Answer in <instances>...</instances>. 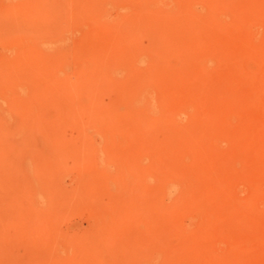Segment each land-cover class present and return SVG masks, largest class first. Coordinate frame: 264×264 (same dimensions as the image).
Returning a JSON list of instances; mask_svg holds the SVG:
<instances>
[{"label":"rangeland","instance_id":"rangeland-1","mask_svg":"<svg viewBox=\"0 0 264 264\" xmlns=\"http://www.w3.org/2000/svg\"><path fill=\"white\" fill-rule=\"evenodd\" d=\"M263 51L264 0H0V264H264Z\"/></svg>","mask_w":264,"mask_h":264},{"label":"bare ground","instance_id":"bare-ground-1","mask_svg":"<svg viewBox=\"0 0 264 264\" xmlns=\"http://www.w3.org/2000/svg\"><path fill=\"white\" fill-rule=\"evenodd\" d=\"M259 8H261V7H259ZM257 10V9H256ZM259 13V12H258ZM254 14H255V12H254ZM212 16H214V15H211V18L213 19V17ZM211 19V20H212ZM255 20V19H254ZM216 22H217V20H215ZM220 21H222V20H220ZM207 23H208V21H206ZM218 23V22H217ZM223 23H225V22H223ZM219 25V24H218ZM225 25V24H224ZM209 26V25H208ZM221 26V25H220ZM262 28V27H261ZM185 29V28H184ZM207 29V28H206ZM244 41V40H243ZM242 41V42H243ZM190 42V41H189ZM261 42V41H260ZM262 43V42H261ZM243 44V43H242ZM247 45V44H246ZM249 46H251V49H252V44L250 45L249 44ZM240 46L238 45V48H239ZM254 47H256V46H254ZM258 47V46H257ZM257 47H256V49H257ZM237 48V49H238ZM245 48L246 47H244L243 49L245 50ZM248 48H250V47H248ZM247 48V49H248ZM235 50V49H234ZM243 50H241V52H242ZM185 52V51H184ZM240 52V50H239V53H241ZM264 52V51H263ZM238 53V52H237ZM236 53V54H237ZM250 53H252V52H249V55H250ZM261 53V52H260ZM185 54V53H184ZM253 54H255V53H253ZM223 55V54H222ZM229 55V54H228ZM244 55V54H243ZM247 56H246V60H247V62L245 63L246 64V67L244 66V69H246L244 72H245V74H246V76H248V74L250 75L251 73V71H253L252 69H253V66L255 65H253V63H252V61L253 60H256L255 59V57H254V55H252V56H248V54H246ZM264 55V54H263ZM192 56V55H191ZM221 56V55H220ZM219 56V57H220ZM224 56V55H223ZM240 56H242V55H240ZM256 56V55H255ZM259 56V55H258ZM232 57H233V55H232ZM236 57V56H235ZM253 57H254V59H253ZM260 57V56H259ZM221 58V57H220ZM231 58V57H230ZM234 58V57H233ZM219 59V58H218ZM224 59H226V58H224ZM232 59V58H231ZM230 59V60H231ZM244 59H245V57H244ZM244 59H242L243 61H245ZM258 59V58H257ZM261 59H262V57H261ZM241 60V59H240ZM239 60V61H240ZM260 60V59H259ZM238 61V60H237ZM262 61V60H261ZM255 63V62H254ZM258 63V65L260 66V64H262V63H259V62H257ZM233 65H234V63H233ZM262 66V65H261ZM243 69V68H242ZM252 76V75H251ZM251 76L249 77V78H251ZM259 80V79H258ZM247 81V80H246ZM245 81V82H246ZM259 82V81H258ZM244 84V83H243ZM245 85V84H244ZM257 90V89H256ZM208 97V96H207ZM254 97V96H253ZM257 97V96H256ZM189 98V97H188ZM251 98V97H250ZM199 99V98H198ZM198 99H196V97H191L189 100H188V102H186V103H188V108H189V110L190 111H193L194 109H195V107H196V105L198 104V102H197V100ZM206 99V98H205ZM252 99V98H251ZM261 99V98H260ZM255 101H256V99H255ZM260 102V101H259ZM257 103V102H256ZM230 107V106H229ZM257 110V109H256ZM264 112V111H263ZM238 113V112H237ZM235 115V114H234ZM264 115V114H263ZM260 117V116H259ZM193 121H195V120H193ZM193 121H191V123H193ZM190 123V124H191ZM260 124V123H259ZM193 125V124H192ZM192 125H190L191 127H193ZM189 129V128H188ZM177 130H179V129H174L173 128V130H171V135H173L174 137H178L179 138V140L177 141V140H175V138H174V140H173V142L175 143V145H176V148L178 147L180 150H182V155H180L181 156V158L183 159V160H185V161H188V160H191V156H192V153H195L197 150V147H196V145L194 146V144L196 143L195 141H193V139H191L190 141H189V138H187L186 136H188V134H187V132L186 131H184L183 133L181 132V133H179ZM181 131H182V129H180ZM255 131V130H254ZM192 132V131H191ZM195 132V131H194ZM189 133V135H190V132H188ZM256 133V132H255ZM247 134V133H246ZM196 135V134H195ZM194 135V136H195ZM193 136V135H192ZM198 136V135H197ZM196 136V137H197ZM249 137V136H248ZM170 138H171V136H170ZM244 138V137H243ZM172 139V138H171ZM200 141V140H199ZM207 141H208V139H207ZM192 142H195V143H192ZM246 145V144H245ZM245 147V146H244ZM174 148V147H173ZM244 149V148H243ZM196 150V151H195ZM241 157H242V155H240ZM240 157V158H241ZM240 158H239V160H240ZM195 164V163H194ZM197 165V164H196ZM193 166H195V165H193ZM198 166V165H197ZM198 170H200V168H199V166H198V168L195 166L194 168H192L191 169V171L187 174V175H185V177H183V178H174V179H172V180H167V188H166V194H167V198L168 199H173L175 196H179L181 193H182V195L184 194L183 193V191H184V187H185V185H186V181L188 180V183H190L191 182V184H192V182L194 181V178L196 177V174H198ZM202 170V169H201ZM203 171V170H202ZM202 171H200L199 173H201ZM203 173H204V171H203ZM197 178V177H196ZM255 180V179H254ZM190 181V182H189ZM257 182V181H256ZM260 182H262V179L260 180ZM258 183V182H257ZM261 184V183H260ZM250 185V184H249ZM251 187V186H250ZM255 187H257V185L255 186ZM260 187V186H259ZM252 188V187H251ZM261 188V187H260ZM253 189V188H252ZM256 190H258V188H255ZM255 189H253V190H255ZM183 190V191H182ZM182 191V192H181ZM261 191H262V189H261ZM257 192V191H256ZM252 193V192H251ZM256 194V193H255ZM258 194V193H257ZM206 196V195H205ZM205 200H207V199H205ZM246 200V199H245ZM249 201V200H248ZM247 200H246V202H248ZM206 202V201H205ZM203 203V202H202ZM196 204H198V203H196ZM206 204V203H205ZM244 204H246L245 203V201H244ZM249 204V203H248ZM255 204V203H254ZM253 204V205H254ZM204 205V204H203ZM202 205V206H203ZM251 205V204H250ZM196 206H198V205H195L194 207L196 208ZM204 207V206H203ZM202 207V208H203ZM206 207V206H205ZM208 207V206H207ZM197 208H199L200 209V207H197ZM199 209H198V211H199ZM213 209V208H212ZM211 209V210H212ZM204 210V209H203ZM203 210H200L199 211V213L198 214H196L195 215V218H199L200 217V215L201 214H203ZM205 210L207 211L208 210V208H205ZM204 210V211H205ZM210 210V211H211ZM205 211V213H209V210H208V212H206ZM195 212H197V211H195ZM211 213H212V211H211ZM213 214V213H212ZM211 214V215H212ZM260 214V213H259ZM262 216V215H261ZM213 217V216H212ZM260 218V217H259ZM196 220V219H195ZM201 220V219H200ZM264 221V220H263ZM204 222V221H203ZM263 232V231H262ZM262 234V233H261ZM264 236V235H263ZM259 237V236H258ZM183 245V244H182ZM179 246V245H178ZM184 247V246H183ZM169 251L167 250V253H168ZM166 252H165V254H167ZM170 253V252H169ZM186 252H184V254H185ZM171 255V254H170ZM167 256V255H166ZM171 257H173V256H171Z\"/></svg>","mask_w":264,"mask_h":264}]
</instances>
